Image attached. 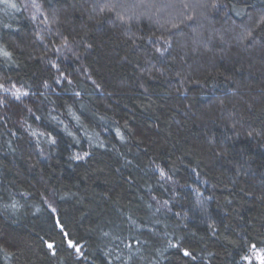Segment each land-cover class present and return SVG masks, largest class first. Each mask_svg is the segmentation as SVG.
Listing matches in <instances>:
<instances>
[{
    "label": "trees",
    "instance_id": "1",
    "mask_svg": "<svg viewBox=\"0 0 264 264\" xmlns=\"http://www.w3.org/2000/svg\"><path fill=\"white\" fill-rule=\"evenodd\" d=\"M38 2L0 0V264H259L264 0Z\"/></svg>",
    "mask_w": 264,
    "mask_h": 264
},
{
    "label": "rangeland",
    "instance_id": "2",
    "mask_svg": "<svg viewBox=\"0 0 264 264\" xmlns=\"http://www.w3.org/2000/svg\"><path fill=\"white\" fill-rule=\"evenodd\" d=\"M22 1L24 3V6H25L26 10L28 11L29 15L31 16V18L35 22H38L39 20L42 21L44 19L42 6L38 2V0H35V3L37 5H39V11H37L36 8H34L32 6L33 5V0H22ZM33 17H35V18H33ZM15 91H16V93H21L19 91L17 92V90H15ZM254 257L259 262V264H264V250L255 251Z\"/></svg>",
    "mask_w": 264,
    "mask_h": 264
},
{
    "label": "snow or ice",
    "instance_id": "3",
    "mask_svg": "<svg viewBox=\"0 0 264 264\" xmlns=\"http://www.w3.org/2000/svg\"><path fill=\"white\" fill-rule=\"evenodd\" d=\"M34 8H36V10L37 11H39V5H37L36 3H35V0H33V5H32ZM216 5H213V7H215ZM12 7H16V5L15 4H13L12 5ZM33 18H35V17H33ZM185 254H187V253H185Z\"/></svg>",
    "mask_w": 264,
    "mask_h": 264
}]
</instances>
